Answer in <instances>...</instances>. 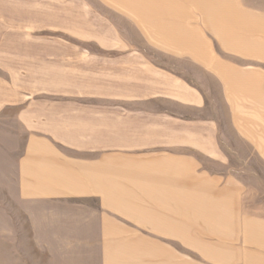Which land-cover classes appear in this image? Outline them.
I'll return each instance as SVG.
<instances>
[{"label": "crops", "instance_id": "1", "mask_svg": "<svg viewBox=\"0 0 264 264\" xmlns=\"http://www.w3.org/2000/svg\"><path fill=\"white\" fill-rule=\"evenodd\" d=\"M246 1L113 0V31L203 70V89L158 82L189 113L149 123L125 105L51 106L28 135L21 198L59 217L64 239L103 242L98 264H264V202L251 198L264 178V7ZM18 9L1 0V32L19 30Z\"/></svg>", "mask_w": 264, "mask_h": 264}, {"label": "rangeland", "instance_id": "2", "mask_svg": "<svg viewBox=\"0 0 264 264\" xmlns=\"http://www.w3.org/2000/svg\"><path fill=\"white\" fill-rule=\"evenodd\" d=\"M246 2L264 7V0ZM114 4L18 0L19 30L0 31V264L99 263L103 242L64 239L71 234L61 219L45 218L43 204L29 203L18 192L19 157L28 135L46 127L42 118L53 115L47 108L125 105L133 115L147 112L149 123L171 122L189 112L158 82L175 77L203 89L198 66L157 49L136 48L139 33L113 31ZM204 163L225 170L219 162ZM261 181L253 185L251 198L264 202ZM56 206L58 214L67 211Z\"/></svg>", "mask_w": 264, "mask_h": 264}]
</instances>
